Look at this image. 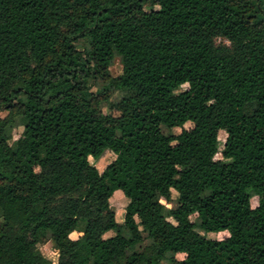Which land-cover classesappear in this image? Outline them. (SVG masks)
Wrapping results in <instances>:
<instances>
[{
    "label": "trees",
    "instance_id": "obj_1",
    "mask_svg": "<svg viewBox=\"0 0 264 264\" xmlns=\"http://www.w3.org/2000/svg\"><path fill=\"white\" fill-rule=\"evenodd\" d=\"M0 217V264H264V0H0Z\"/></svg>",
    "mask_w": 264,
    "mask_h": 264
},
{
    "label": "rangeland",
    "instance_id": "obj_2",
    "mask_svg": "<svg viewBox=\"0 0 264 264\" xmlns=\"http://www.w3.org/2000/svg\"><path fill=\"white\" fill-rule=\"evenodd\" d=\"M215 42L217 45L218 44H227V42L221 38L216 39ZM121 70H122V66L120 64V60L118 58H114L111 66L109 68L110 75L112 77L119 76L121 74ZM99 88H101L100 82L95 84V89H99ZM186 88H187V86L184 85L181 87V90H185ZM108 93L110 94V99H109L110 103L117 102L122 96V94L117 92V91H111V92L109 91ZM101 112L103 114H106V115L107 114L117 115L116 112H113L109 109V106L107 103H104L101 105ZM1 115H3V114H1ZM15 123L16 124H15L14 128L12 129L11 140L9 141V144H11L13 141L17 140L21 134V131H22V128L19 126V120L18 119L15 121ZM184 128L185 129L191 128V124H186L184 126ZM163 132L167 133L165 129H163ZM172 133L173 134H179L180 129H173ZM218 138H219V142L221 145L219 147L218 153L215 155V160H221L220 152L222 150V145L225 141L226 135L223 132H220L218 135ZM114 158H115L114 155H112L110 152H105L97 160H93L91 158H89L88 160H89L90 165L95 167L97 169V171L99 173H101L105 169V167L114 160ZM160 202L164 206H166L167 208H170V209L176 208L177 207V194H176V192L173 190L171 191V196H170L169 201L166 202L164 199H160ZM256 203H257V199L254 198L252 200V207H255ZM109 204H110L111 209L114 211L116 222L122 223L123 222V216H124V210H125L126 205L128 204V201L123 197V195L120 192H115L113 194V196L111 197V199L109 200ZM0 220H1V217H0ZM191 220L194 221L195 216H193L191 218ZM200 234L204 235L203 233H200ZM112 236H114V232H108L103 236V238L107 239V238H110ZM227 236H228V234L225 232L220 233V234H207L206 235V237L208 239H211V240H219V239L226 238ZM70 237H71V239H76L78 237V234L74 233ZM144 244H147V241H145ZM37 249L39 250L41 255L43 257H45L47 260H49L50 262H52L54 264L57 262V256H55L52 252V242L51 241L48 240V241H44V242L40 243L37 246ZM176 258H177V260H182L184 258V255L179 254L176 256ZM161 264H168V263H167V261H162Z\"/></svg>",
    "mask_w": 264,
    "mask_h": 264
}]
</instances>
